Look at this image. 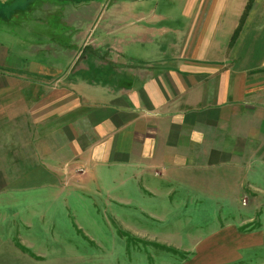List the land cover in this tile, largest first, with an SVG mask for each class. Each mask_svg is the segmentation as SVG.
Wrapping results in <instances>:
<instances>
[{
  "label": "crops",
  "instance_id": "1",
  "mask_svg": "<svg viewBox=\"0 0 264 264\" xmlns=\"http://www.w3.org/2000/svg\"><path fill=\"white\" fill-rule=\"evenodd\" d=\"M248 2L0 0V32L4 24L21 51L0 40V194L15 181L58 198L117 187L119 203L154 218L181 211L183 227L212 225L189 236L202 244L199 264L262 253L264 225L244 227L264 206L240 200L264 196V107H249L264 68V11L253 4L241 23ZM91 33L97 41L76 65Z\"/></svg>",
  "mask_w": 264,
  "mask_h": 264
},
{
  "label": "rangeland",
  "instance_id": "2",
  "mask_svg": "<svg viewBox=\"0 0 264 264\" xmlns=\"http://www.w3.org/2000/svg\"><path fill=\"white\" fill-rule=\"evenodd\" d=\"M257 1L260 2L257 6L254 3L253 8L256 6L263 13L264 0ZM69 10L67 6L60 10L63 24L66 21L70 23L66 19ZM51 12L46 11L41 15L48 16ZM14 22L22 23V16L15 18ZM77 24L80 25V21ZM1 28L0 40H11L10 47L14 53H21L16 38L5 36L4 24ZM248 38L251 40L254 37L247 36V43H251ZM94 39L92 33L79 39L76 65L84 64L88 53L84 44L92 45L97 41ZM255 41L252 44L258 45L260 40ZM26 45L28 47V43ZM14 53L11 52L9 61L13 59L21 63L22 59ZM260 54L255 51L253 56L257 59ZM103 58L108 60L109 57ZM31 60L29 62L32 64L38 61L34 57ZM39 60L45 59L42 57ZM260 71L250 83L251 94L255 99L249 106L252 111L264 107V68ZM81 172L75 171L79 175L84 173ZM15 182L17 186L8 191L10 194H0V264H199L203 262V254L198 248L202 244L194 243L193 240L198 235H211L214 230L208 224L201 228L183 227L178 219L184 218L185 212L174 211L170 220L165 222L132 204H121L117 201V187L113 189L114 194L108 196L105 190L98 192L93 188L79 187L80 182L84 181L66 180L65 185L77 184L79 188L71 192L68 189L66 197L58 198L37 188L27 191L17 189L21 183ZM240 200L244 207L253 204L264 206V196L244 195ZM260 209V213H264V209ZM251 217L252 221H248L244 228H260L264 225V215L261 218L255 212ZM173 235L175 237L171 238ZM190 235L195 237L191 239ZM212 246V243L207 244L206 248ZM261 251L250 252V256L241 262L264 264V248Z\"/></svg>",
  "mask_w": 264,
  "mask_h": 264
},
{
  "label": "trees",
  "instance_id": "3",
  "mask_svg": "<svg viewBox=\"0 0 264 264\" xmlns=\"http://www.w3.org/2000/svg\"><path fill=\"white\" fill-rule=\"evenodd\" d=\"M253 4H254V0H249L248 4H247V7H246V10L243 14V18H242V21L241 23L245 20V17L247 16V14L249 13L250 9L253 7ZM238 32L239 30L237 29L236 33L234 36H237L238 35Z\"/></svg>",
  "mask_w": 264,
  "mask_h": 264
}]
</instances>
